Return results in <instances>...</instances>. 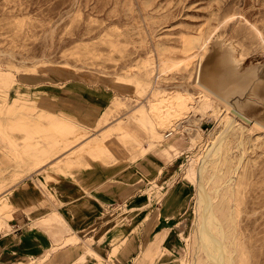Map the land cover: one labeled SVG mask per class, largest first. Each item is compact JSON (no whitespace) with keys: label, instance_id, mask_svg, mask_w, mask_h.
I'll list each match as a JSON object with an SVG mask.
<instances>
[{"label":"rangeland","instance_id":"obj_1","mask_svg":"<svg viewBox=\"0 0 264 264\" xmlns=\"http://www.w3.org/2000/svg\"><path fill=\"white\" fill-rule=\"evenodd\" d=\"M251 25L260 30L261 35ZM198 33H204L207 37L215 35L214 39L223 40L230 46L237 64V59L242 56L246 65L264 64V44L261 41V38L264 39V0H0V70L11 69L16 76L10 90L11 101L20 95L27 106H37V110L22 111L19 115H28L26 117L34 121L39 119L40 114H51L56 120L59 119L60 107L48 99L46 93H42V83L52 84L66 93L86 92L90 97L99 99L102 104L95 114L98 116L103 109L107 110L108 124L112 127L133 108L147 103V96L139 99L136 83L126 80L130 74L138 73L140 62L148 59L158 69L161 68L158 60L162 58L180 59L183 57L180 53L181 40ZM181 74H187L186 70L176 68L167 70L163 75L155 73L153 77L160 75L164 88L173 91L181 82ZM64 80L71 81L59 83ZM2 90L6 88H0L1 93ZM119 102L125 103L124 106L118 105ZM89 116L91 118L87 122L92 124L95 115ZM187 116L200 119L199 122L196 120V126L202 119L213 123L214 128L207 134V144L217 127L216 115L210 118L207 112L191 111ZM4 122L0 129V196L10 191L13 182H21L14 189L13 201L17 207L15 219L9 223L11 227L4 229L8 231L7 234L0 232L4 243L0 259L5 260L6 254H11L4 263L46 264L39 255L41 252L45 254L51 245L55 246L48 252L47 261L57 250L61 254L76 248L75 245L62 247L68 237L76 239V234L72 235L71 232L64 233L55 242L52 227L59 225V221L51 219L47 226H43L37 220L33 222L29 214L30 211L36 219H41L54 212L57 218L62 216L66 220L60 192L66 180L84 187L87 195L99 202L106 201L103 195L111 191L112 204L104 205L97 224L72 226L77 236L96 252L95 248L103 250L108 247L113 257L127 243H132L140 251L131 264H138L146 250L153 252L144 259V264L207 263L204 253L195 255L197 215L194 196L188 197V203L182 205L176 216L165 211L163 202H160L163 193L170 192L176 186L184 185L188 193H195L193 179L185 180L183 174L192 162L196 163L193 160L204 150L202 134L195 145L184 142L181 155L162 152L166 143L156 141L155 148L144 154L145 146L152 142L130 126L129 131L136 132L138 138L118 136V143L112 149L114 157H103L92 170L85 169V166L66 167L64 172H58L55 178L48 180L47 170L41 169L36 173L30 169V156L23 151L27 148L24 134L11 130L8 125L10 119ZM179 122H182L180 127L189 124L186 118ZM54 124L43 119L42 133L35 130V124L28 128L34 148L53 151L55 141L65 139L57 133L51 138L47 137ZM191 125L195 126V122ZM104 128L100 125L97 130H92L90 137L99 135ZM167 131L163 130L162 134ZM178 133L183 138L193 137V134ZM75 135L80 137L79 132ZM245 138L246 152L242 161L239 162L242 151L236 148L233 140L227 153L230 154L229 162L221 164V172L209 188L221 189L219 195L212 192V196L216 197L218 207L215 209L228 232L225 243L233 264H264V130L250 129ZM197 146L202 149L194 150ZM15 148L21 152L20 157ZM54 153H51V158L63 152ZM63 157L61 155L60 158ZM174 167H177L175 173L162 181L160 191L151 188L152 182H160L162 170L167 172ZM103 170H111L113 174L101 181L114 180L105 186L94 187V191L90 192L88 188L93 187L90 182L92 176H102ZM120 174L124 177L119 178ZM80 176L84 179L79 181L77 177L80 179ZM229 178L233 179L232 183L223 187L222 183ZM119 182L126 190L116 195L112 191ZM130 209L134 213H130ZM164 211L165 216H161ZM33 224L36 226L31 228ZM18 225L21 230L16 233ZM111 229L114 234L107 233ZM32 236L34 240L36 236L42 240V243L37 242L36 248L28 240ZM8 238L12 241L8 242ZM84 250V247H80L79 251ZM90 257L95 259L93 255ZM111 257L109 263H101L115 264L116 259L113 261ZM77 259L65 264L87 262Z\"/></svg>","mask_w":264,"mask_h":264},{"label":"bare ground","instance_id":"obj_2","mask_svg":"<svg viewBox=\"0 0 264 264\" xmlns=\"http://www.w3.org/2000/svg\"><path fill=\"white\" fill-rule=\"evenodd\" d=\"M251 27L258 35H261L260 30H258L254 25H251ZM214 36L215 35L207 37L204 33L185 36L181 40L180 45V53H182L183 57L177 60L162 58L161 60H158L161 62V68L159 67L157 69V67L153 65V61L150 62L148 59L141 61L137 67L138 73L135 75L130 74L126 80H132L136 83V93L139 99L147 96V103L133 108L131 112L127 113L122 119L120 118L116 125L112 127H110L108 124L109 113L104 109L100 112V115L96 116L95 114V122L92 124L87 122V119L91 118L89 115L77 116L66 111H60L61 115H58L60 118L57 120L51 114H40L37 121L26 117L28 115H21V113L19 115L18 113L22 111H35L37 110V106H27L21 101L22 97L20 95L19 97L12 98L11 101L10 90L14 86L16 76L13 74V70L11 69H4L2 71L0 70V88H6V90H2V93L4 94L0 92V129L3 125H5L4 121L10 119L8 125L11 130L21 131L24 134L27 148L23 151L28 153L30 156V169L36 173L41 169L47 170V179L50 180L55 178L58 172H64L66 167L73 169L77 166H85V169L92 170L98 166L96 163L100 162L103 157H114L112 149L118 143V136L123 137L126 135H131L138 138L136 132H133L132 130L129 131L130 126H134L140 134H144L152 142L145 146L147 149L144 151V154H147L152 150V148H155L154 146L156 141L157 143H166V146H164L162 152H175L174 155H181V148L184 147V142L195 145L194 143H196V140H198L201 133L199 131L196 133L193 132L190 134V136L193 134V137L191 138H183L179 136L178 129L182 122L178 123V121L186 118V122L189 124L195 122L196 126V123L199 122L200 119L189 118L187 114L191 111L194 113H196V111H200L202 114L207 112L210 118L216 115L217 127L215 128L213 135L211 137L209 136L210 138L208 139L207 144H205L204 150L201 152L200 156L196 160H193L196 163L192 162L183 174L185 175V180H188V178L193 179L195 193L192 195V193L189 192V194L184 185L176 186L170 192H164L162 197L160 196V202H163L165 211L172 212L173 216H176L179 214L178 212L182 205L188 203V197L191 198L194 196L193 200L196 205L197 215L195 231L197 248L195 255L199 254L200 252L204 253L207 260L206 264H233V259L228 254L229 247H227L225 243L228 232L224 229L222 221L218 216L217 209H215L218 207L215 204L216 197L212 196V192L216 195H219L221 189L220 187H216L214 189H210L209 187L212 181L215 178H218L219 172H221V169H219L221 164L229 162L228 158L230 154L227 153L233 140L236 144V148H239L242 151L239 159V162H241L244 152H246L245 134L250 131V129L263 131L264 124L262 123L263 118L260 116L252 115L253 118H251L248 116V114H238L235 112L231 103L200 82L201 65L210 51L211 44L216 39H218H214ZM261 41L262 44H264L263 38H261ZM244 61V56L237 59L238 65L243 64ZM176 68L185 69L187 74L180 75L181 82L175 86V90L167 91L160 82V75L155 77H153V75H155V73L156 75L157 73H161L163 75V73L167 72V70L171 71ZM258 70H262L260 72L262 77L261 80H264V64L250 66L248 69L249 77L251 79L254 78L258 74ZM124 104L125 103L122 102L118 103V105L122 106H124ZM4 107H6V110L2 111ZM43 119L55 123L51 127L50 132L47 134L48 138L53 137L55 133L65 137V139L61 138L59 141H55L56 145L53 144V151H48V148H34L35 145L33 143V138L31 137L28 130L32 124H35V130L39 133H42L44 131L42 127ZM196 120L198 121L196 122ZM100 125L105 126V128L100 130L101 133L99 135L93 134L94 136L91 138L90 132L92 130H97ZM165 129L168 131L165 132V134H162V131ZM77 132L80 133V137L78 138L75 135ZM171 136H173V138L169 139ZM74 142L76 143L73 144ZM77 144L78 146H75ZM73 146L74 148H71ZM15 150L18 149L15 148ZM54 152L63 153L60 154V156H56V160L53 162V159L55 158H51V153L53 154ZM17 153L18 157H20L19 153L21 152L18 150ZM61 155H64V157L60 158ZM115 160H117V158ZM46 166L49 167L45 168ZM176 168H171L167 172H163L162 170L160 182H152L151 188H158V191H160L163 186L162 181L173 175ZM238 168L239 167H237L236 170H238ZM210 171V176H208V172ZM82 176L87 178L86 174H83ZM82 176H80V179L77 177V180L80 181L81 179H84ZM113 180L114 179H105L104 181L102 180L100 185H93V187L105 186ZM232 181L233 179L229 178V180L222 183V186H228L230 183H232ZM19 183L21 182H13V186L10 188V191L5 195L0 196V232L4 234L8 233V231H4V229L11 227L9 223L15 219L17 207L13 201L15 198L14 189ZM152 197L153 196H151V198ZM129 211L130 213H134V210L132 209ZM165 211L164 214L161 213L160 215L165 216ZM29 214L33 222L37 220V223H42L43 226H47L50 221H52L51 219L59 221V225L52 227V233L53 238H55V242H58V237H61L66 232H71L72 235L76 234V239L74 240H72L73 237H68L65 239V244L62 247L69 245H75L76 247H74L75 249L68 253L65 259L72 258L71 260H74L79 258L77 260L86 261L88 255H93L95 259L100 262V264H102V261L109 263V260L107 261L106 258L99 254V252H96L93 248L88 246L86 242L82 240V238L78 237L77 233H75V228L68 224L65 218L62 216H60L59 219L55 216L56 213L53 212V214H51L49 217L36 219V217L30 211ZM35 226L36 225L33 224L31 228ZM110 232L114 234L112 229L107 233ZM6 236H9V234ZM2 238L3 237L0 235V250H2L4 245V243L1 241ZM11 241L12 239L8 238V242ZM54 246L55 245H51L45 254L42 255V252L40 253L41 255L39 256L41 257L40 259L42 262L47 264L52 260V258L55 257V255H57L58 250L55 252L54 256L49 258V261L46 260V258L49 256L48 252L51 248H54ZM80 247H84L85 250L82 252L79 251ZM6 255L7 257L5 260L3 258V262H6L10 259L11 254L7 253ZM143 255L144 253L142 256ZM148 255L149 254L144 255L143 258H140L142 260H140L138 264H144V259H147ZM26 256L29 255H22L21 257ZM62 264H65V262H62ZM195 264H197L196 261Z\"/></svg>","mask_w":264,"mask_h":264},{"label":"crops","instance_id":"obj_3","mask_svg":"<svg viewBox=\"0 0 264 264\" xmlns=\"http://www.w3.org/2000/svg\"><path fill=\"white\" fill-rule=\"evenodd\" d=\"M65 81L70 82L71 80H64V81H61V82L58 81V82L64 83ZM50 82H52L53 84L56 83L55 80H50ZM42 93H46L45 96H47L48 99L55 101L54 103H56L57 105L59 104L58 107H60V111H66L70 114H74L77 116H87V115L93 116L95 115L96 110L99 109L100 111V107L102 104V102L99 101V99L90 97L89 95L86 94V92L68 91V93H66L58 89L56 86H53L52 84L45 85L42 83ZM150 156H153V155H150ZM102 173H103L102 176L98 178L97 176H92V181H90L92 183L91 185H100L102 183L101 179H104V177L106 176L110 177V175L113 174L111 170H109L108 172L103 170ZM118 177L121 178L124 176L123 175L121 176L120 174L118 175ZM117 184L118 186L113 185L114 187H117V188H113L112 192H114V194L116 195H121L122 193H125L126 189H123L121 185L122 183L119 182ZM84 189H85L84 187H81L80 185L74 183V181L72 180L71 181L66 180L62 184V187L60 188L61 199L63 203L65 204L62 207V212L67 217L66 218L67 223L74 227L90 226V225L97 224L98 221L101 220L99 213L105 209L104 205L112 204L110 202L112 199L110 195L111 191L107 192L106 195H103L104 199L107 202L106 201L99 202L96 199L88 196L87 192L85 191L86 189L85 190ZM88 190H90V192H93L94 187H90L88 188ZM150 216H151V213H150ZM17 227L18 229H16L15 231L16 233L19 232V230H21L19 225ZM28 240H30L31 244L34 245L35 248L37 247V242L42 243L41 238L37 236H36V240L33 239V236L29 237ZM97 243H100V242H97ZM93 247L95 248V245H93ZM44 249L45 247L44 245H42V250ZM95 249L107 260L111 257L110 255L111 249H109L108 247H106V249H103V250H100L97 248ZM139 251L140 249L138 250V248H135V245H133L132 243H127L119 251V253L116 256L111 257V259L112 260L116 259V261L114 262L115 264L116 263L117 264H131L133 263V258L137 256ZM152 252L153 250H146L144 254L147 255V254H151ZM67 255L68 253H66L65 251L64 253H61V254L58 253L47 264H62V262L68 263L69 261H71L72 258L65 259ZM0 264H6L3 262L2 258L0 259ZM86 264H99V263L93 257L87 256Z\"/></svg>","mask_w":264,"mask_h":264},{"label":"water","instance_id":"obj_4","mask_svg":"<svg viewBox=\"0 0 264 264\" xmlns=\"http://www.w3.org/2000/svg\"><path fill=\"white\" fill-rule=\"evenodd\" d=\"M253 65H238L230 46L216 39L201 65L200 82L231 103L238 114L260 116L264 124V80L262 70L254 78L249 77L248 69Z\"/></svg>","mask_w":264,"mask_h":264},{"label":"built area","instance_id":"obj_5","mask_svg":"<svg viewBox=\"0 0 264 264\" xmlns=\"http://www.w3.org/2000/svg\"><path fill=\"white\" fill-rule=\"evenodd\" d=\"M210 124H212L211 127H209ZM213 128H214V125H213V123L211 121L202 119L198 126H194V125H191V124L182 125L178 132H183V133H185L187 135H190L192 132L199 131L203 135L202 145H205L206 144V139H207V136H208L207 134ZM197 149L201 150L202 148L199 147V146L194 148V150H197Z\"/></svg>","mask_w":264,"mask_h":264}]
</instances>
